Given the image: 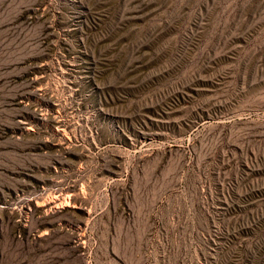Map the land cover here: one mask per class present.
<instances>
[{"label":"rangeland","instance_id":"obj_1","mask_svg":"<svg viewBox=\"0 0 264 264\" xmlns=\"http://www.w3.org/2000/svg\"><path fill=\"white\" fill-rule=\"evenodd\" d=\"M0 264H264V0H0Z\"/></svg>","mask_w":264,"mask_h":264},{"label":"bare ground","instance_id":"obj_2","mask_svg":"<svg viewBox=\"0 0 264 264\" xmlns=\"http://www.w3.org/2000/svg\"><path fill=\"white\" fill-rule=\"evenodd\" d=\"M62 198H63V197H62ZM65 198H66V197H65ZM65 198H64V199H65Z\"/></svg>","mask_w":264,"mask_h":264}]
</instances>
